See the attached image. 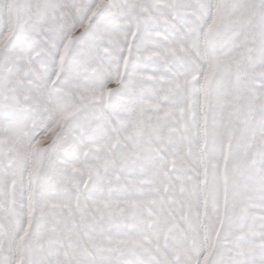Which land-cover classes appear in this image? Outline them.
<instances>
[{"label":"snow or ice","instance_id":"6c2138e0","mask_svg":"<svg viewBox=\"0 0 264 264\" xmlns=\"http://www.w3.org/2000/svg\"><path fill=\"white\" fill-rule=\"evenodd\" d=\"M0 264H264V0H0Z\"/></svg>","mask_w":264,"mask_h":264}]
</instances>
